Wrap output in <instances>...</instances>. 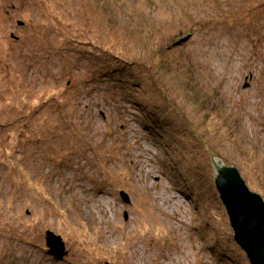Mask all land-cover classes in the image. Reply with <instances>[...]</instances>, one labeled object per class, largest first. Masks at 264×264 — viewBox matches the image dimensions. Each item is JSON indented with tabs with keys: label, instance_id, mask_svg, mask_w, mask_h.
I'll return each instance as SVG.
<instances>
[{
	"label": "rangeland",
	"instance_id": "374dc122",
	"mask_svg": "<svg viewBox=\"0 0 264 264\" xmlns=\"http://www.w3.org/2000/svg\"><path fill=\"white\" fill-rule=\"evenodd\" d=\"M210 157L264 201V0H0V264H249Z\"/></svg>",
	"mask_w": 264,
	"mask_h": 264
},
{
	"label": "water",
	"instance_id": "95a60500",
	"mask_svg": "<svg viewBox=\"0 0 264 264\" xmlns=\"http://www.w3.org/2000/svg\"><path fill=\"white\" fill-rule=\"evenodd\" d=\"M211 163L216 174V190L227 213L234 242L249 264H264V201L246 187L234 167H224L220 160L211 159ZM46 247L56 256L67 254L61 238L50 232H46Z\"/></svg>",
	"mask_w": 264,
	"mask_h": 264
},
{
	"label": "trees",
	"instance_id": "16d2710c",
	"mask_svg": "<svg viewBox=\"0 0 264 264\" xmlns=\"http://www.w3.org/2000/svg\"><path fill=\"white\" fill-rule=\"evenodd\" d=\"M128 89V88H127ZM112 98V97H111ZM164 122V121H163ZM165 124V123H164ZM163 131H165V130H163ZM171 131H173V130H171ZM171 133L172 132H169V135H171ZM173 135H175V133L173 134ZM173 135H171L169 138H171V137H173ZM156 138V137H155ZM165 138H168V137H166L165 136ZM178 139V138H177ZM177 139H175L174 141H176ZM182 159V156H180V159L179 158H177V160L176 161H179V160H181ZM215 180H216V177H215V179H214V184H215ZM216 193V194H215ZM215 193H214V198L216 199V200H220V197H219V195H218V193H217V190H216V185H215ZM218 198V199H217ZM222 241H219V243L217 242V245H221L223 248H225L226 247V244H222L221 243ZM228 242H231V245H233L234 244V242H233V240H228ZM216 244V243H215ZM237 245V244H236ZM235 244H234V247L235 248H237L238 246H236ZM226 249V248H225ZM238 249V248H237Z\"/></svg>",
	"mask_w": 264,
	"mask_h": 264
},
{
	"label": "bare ground",
	"instance_id": "6f19581e",
	"mask_svg": "<svg viewBox=\"0 0 264 264\" xmlns=\"http://www.w3.org/2000/svg\"><path fill=\"white\" fill-rule=\"evenodd\" d=\"M98 14H99V13H97V15H98ZM98 16L100 17V15H98ZM98 16H97V18H99Z\"/></svg>",
	"mask_w": 264,
	"mask_h": 264
}]
</instances>
